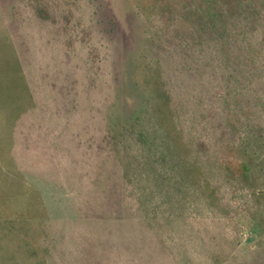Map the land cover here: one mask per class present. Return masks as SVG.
<instances>
[{
	"label": "rangeland",
	"instance_id": "374dc122",
	"mask_svg": "<svg viewBox=\"0 0 264 264\" xmlns=\"http://www.w3.org/2000/svg\"><path fill=\"white\" fill-rule=\"evenodd\" d=\"M162 3L0 0V264H264V106L257 98L255 126L238 130L246 176L228 182L212 155L183 152L154 96L160 79L179 94L196 85L162 32L176 23ZM224 3L192 4L203 39L226 32ZM241 17L239 28L256 25ZM108 160L135 190L146 179L141 214L106 209Z\"/></svg>",
	"mask_w": 264,
	"mask_h": 264
},
{
	"label": "trees",
	"instance_id": "16d2710c",
	"mask_svg": "<svg viewBox=\"0 0 264 264\" xmlns=\"http://www.w3.org/2000/svg\"><path fill=\"white\" fill-rule=\"evenodd\" d=\"M259 1L261 0H225L226 11L230 12L227 19L229 22L225 23L235 32L227 27L224 32V29L218 27L217 32L206 39H203V36H207V30L200 34L197 32L198 14L192 10V4L196 5L197 0H163L161 4L166 7H161L164 20L172 19L176 22L170 27L163 25L162 32L174 40V51L183 60L181 70L188 72V77L196 88L179 94L175 83L160 79L157 83L160 90L154 96L159 103L156 114L170 138L176 141L181 133L184 135L187 142L182 147L183 152H186V149H195L201 157L208 158L212 155L214 163L218 164L228 182L230 177L241 178L248 173L246 164L241 161L242 137L238 130L244 133L246 126H255V114L252 111L257 98L264 106V14L256 11L258 17H252L256 25H246L247 31L245 25L244 28L237 25L240 16H245V19L241 17L242 23L252 22L249 21L248 14L253 8L260 7ZM181 6L191 7V11L182 12ZM256 26L262 30L261 38L257 37ZM190 32L196 34V38L191 37L188 51L185 37ZM223 55L227 58L226 62L222 59ZM234 104L243 106V116L246 118L243 122L237 118V107ZM232 106L234 111L230 110ZM260 127L261 125H258V128ZM100 144L101 149L105 148L103 142ZM109 164V160L102 163V168L106 171V201L103 200L106 209L110 213H116V216L137 215L139 212L141 214L143 209L138 201L146 179L143 180L142 189L139 187L137 191L123 176L121 167L116 163L114 166ZM200 171L197 169V172ZM199 183L204 191H214V183L209 179L201 177ZM207 192L206 195L210 196ZM120 227L117 225L116 231H119ZM112 240L110 238L108 244L115 248L117 243L111 242ZM192 243L195 245V242ZM92 253L94 254H90V258L89 255L86 258L99 260L96 253Z\"/></svg>",
	"mask_w": 264,
	"mask_h": 264
}]
</instances>
